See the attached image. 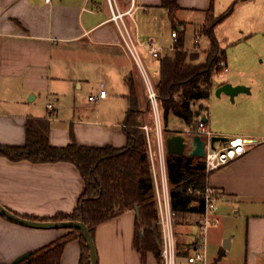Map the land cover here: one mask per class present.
<instances>
[{"label":"crops","instance_id":"crops-1","mask_svg":"<svg viewBox=\"0 0 264 264\" xmlns=\"http://www.w3.org/2000/svg\"><path fill=\"white\" fill-rule=\"evenodd\" d=\"M256 1L237 0L239 4L253 3L257 8L255 13L253 7L246 14L256 22L249 30L256 25L264 31V0L259 4ZM160 2L114 0L113 8L115 12L130 9L131 15L124 16L130 31H138L142 37L153 36L164 53L172 42L173 28L183 31L185 27L178 14L173 22ZM177 2L178 12L183 9L202 11L205 18L202 26L207 12L215 14L214 0ZM234 12L233 7L232 12L214 26L218 41L216 27ZM111 16L108 0H0V144L24 145L28 119L46 118L52 145L72 142L94 146L126 145L124 118L130 105L127 78L138 67L120 45V33ZM164 35L170 40L168 45L161 43ZM228 38L227 34L222 35L223 40ZM145 56L147 65H152L157 72L158 60L146 53ZM224 61L228 66L226 57ZM137 71L140 73L139 69ZM227 72L221 77L226 78ZM262 72L263 76L255 78V82L238 78L216 84L218 87L230 82L249 87V91L238 92L234 100L223 92L214 96L212 85L204 102L209 105L206 104L207 108L198 117L206 116V126L216 134L254 140L243 154L207 176V183L220 191L214 213L217 222L208 233L210 264L225 261L223 241L226 236L231 238L229 247L234 243L245 247L246 264H264V118L261 116L264 115V70ZM86 84L95 92L89 95L102 92V98L92 109L80 105L75 96ZM50 96L55 103L45 102ZM71 99L72 105L68 103ZM48 103L52 104L51 108ZM106 103L111 106L108 110L104 109ZM139 103L141 110H145L140 98ZM171 117L167 125L162 124L161 119V126L168 131L163 134L164 142L171 132L183 133L190 142L189 137L195 132L185 123L170 126ZM151 137L154 163L158 168L154 132ZM83 190L84 180L69 161L33 162L0 155V204L18 214L48 217L57 212H71ZM136 216L134 208L126 209L97 225L93 238L97 264H142L134 245ZM198 217L199 213L185 212L177 223L178 231L175 228L177 248L186 250L187 254L192 250L197 233L185 239L186 235L183 237L179 229L183 224L197 225ZM239 220L244 221L243 228L237 226ZM71 231V228L26 226L0 214V264H27L23 260L17 263L12 260L23 252L45 247ZM80 248L77 237L69 238L63 246L60 264H79ZM213 250H217L216 254ZM146 264H161V261L148 251Z\"/></svg>","mask_w":264,"mask_h":264},{"label":"trees","instance_id":"trees-1","mask_svg":"<svg viewBox=\"0 0 264 264\" xmlns=\"http://www.w3.org/2000/svg\"><path fill=\"white\" fill-rule=\"evenodd\" d=\"M160 6L168 10L174 22L180 8L177 0H161ZM232 10L230 6L202 26L210 39L204 60L196 61L198 54L185 48L181 34L183 31L178 32L175 49L164 52L158 59V80L155 85L164 125H167L172 115L190 126L191 131L194 132L195 127L197 129L198 117L207 108L204 102L210 95L212 75L221 69L220 62L226 57L214 33V26ZM127 79L130 105L124 118L127 132L125 146L81 145L76 142L55 146L49 143V120L29 118L25 144H0V155L11 160L28 159L33 162L69 161L76 166L84 180V190L71 212H57L48 217L20 214L24 217L36 220H80L86 224L93 239L97 225L126 209L138 206L134 245L140 253L142 264H146L148 251L161 261L162 234L158 224L159 213L147 134L142 127L143 122L138 119L142 110L134 74H130ZM196 101H200L197 109L194 108ZM165 160L172 208L177 214L202 212L203 190L207 180L203 158L185 153H166ZM71 230L53 243L32 251L23 261L27 264H60L65 242L77 237L81 247L79 264H91L90 251L81 231L78 228ZM178 252L182 256L187 254L186 250L179 249ZM222 254L223 250L219 257Z\"/></svg>","mask_w":264,"mask_h":264},{"label":"built area","instance_id":"built-area-1","mask_svg":"<svg viewBox=\"0 0 264 264\" xmlns=\"http://www.w3.org/2000/svg\"><path fill=\"white\" fill-rule=\"evenodd\" d=\"M50 1V0H46ZM112 10L111 19L116 22L120 33V45L124 52L138 67L142 78L144 79L149 103L151 105L154 117L156 120V138L158 148V168L154 163V152L151 146V138L147 125L142 127L145 129L148 140L149 154L152 164L154 184H155V198L159 213L158 224L162 234V248H161V264H210L209 252H208V233L212 225L217 222L215 216V210L219 199L220 191L217 188L212 187L207 183L203 190V210L199 213L197 220L198 232L195 239L191 244V252L187 255L180 257L177 248L176 230H175V218L176 211L172 208L170 199L169 181L166 168V148L162 133L161 126V111L160 101L156 88L149 76V73L145 67L141 49L152 59H159L163 54L162 46L156 41L153 36L142 37L138 31L132 33L124 20L125 14L130 13V9L124 12L114 10V0H108ZM178 30L173 28L171 31L172 42L166 48L168 51L175 49V42L178 38ZM199 37V33L196 34ZM224 63L220 62V65ZM223 74L228 71V66L223 67ZM222 74V75H223ZM220 75V76H222ZM102 98V92L89 95L88 99L97 102ZM49 108L52 107L51 103H48ZM196 134H200L204 140L205 154L203 155V162L205 166V172L207 176L213 170H216L220 166L234 159L235 157L243 154L248 147L254 143L253 139L241 138L240 144H234V138H230L227 142H215L214 146L211 144V137L216 134L209 129L205 121L199 119Z\"/></svg>","mask_w":264,"mask_h":264},{"label":"rangeland","instance_id":"rangeland-1","mask_svg":"<svg viewBox=\"0 0 264 264\" xmlns=\"http://www.w3.org/2000/svg\"><path fill=\"white\" fill-rule=\"evenodd\" d=\"M259 2L263 3V0H257L256 4H259ZM247 3L248 2H243L239 4L237 0H214L215 14H213L212 12H207L205 23H209L212 19H214L215 16L223 13L230 6L234 7L235 10L233 14H231L226 20H224L221 24H219L216 27V33L220 40L219 41L220 47L225 51L229 71L226 73L227 75L226 78H222L220 76L224 72L223 67L227 65L226 62L223 61L224 63L220 65L221 69L216 70L213 73L211 78V87L213 85L214 96H218L215 93V90L217 88L216 84L221 81L224 80L226 81L227 79L235 80L239 78L242 79V81L249 82L250 80L254 81L255 78H260L263 76L262 70H264V31L258 28L256 25L252 26L255 27V29L252 28L253 30H249V26H251L254 23L256 24V22H253L252 19L246 16L248 10H251L254 7L253 3H250L248 5ZM256 9L257 8L255 6L254 13L256 12ZM176 14L179 15L181 19L180 21L184 23L185 29L181 34L184 37L185 48H187V50H189L190 52H194L198 54V59L196 61L204 60L206 57V50L209 48L210 45L209 36L202 30V25H201V23H203L205 19L204 13H202V11L183 9V11H179V12L177 11ZM170 28L171 26L169 24L167 26L168 34L170 33ZM251 31L254 32H252V34H249V32ZM197 33L200 34L199 37H196ZM223 34H227L229 38L227 40H223L222 39ZM161 43L163 45L166 44L168 45L170 43V40L167 38V36L164 35V39H162ZM140 52L142 54L145 67L149 72L150 78L156 88L155 84L158 80V73L154 71L152 65L151 66L149 65L150 67L147 65L144 50L141 49ZM137 70L138 69H136L134 73L135 82L137 88L140 87L141 89L137 91V96H139L138 99L140 98L141 104L145 106V110L141 112L138 119L143 122V125L148 126L150 137L153 135L154 132L156 138V120L151 105L149 103L148 93L144 79ZM91 88H92L91 85L86 84L83 90L76 91L75 96L77 97L76 98L77 102L80 105L84 106L85 108L92 109V107L93 108L96 107V102L88 99L89 93H95ZM72 99L74 98L72 97ZM72 99L69 100L68 102L69 104L71 103V105L73 102ZM48 101H50L52 104L55 103L54 99L51 96L48 99H46L45 102ZM100 102H102V100H100ZM196 102L194 103L195 109H197L198 105L200 104V101H198V103ZM206 104L209 105L208 102ZM110 107L111 106H109L108 103L104 104V109L108 110ZM160 111H161V107H160ZM261 116L264 118V115ZM161 119H162V114H161ZM182 123L184 122L181 121L176 116H172L169 119L170 126L172 125L181 126ZM196 125L197 123L195 124V126ZM167 132L168 131H164L162 127V133L165 135L167 134ZM194 132H196V127ZM169 189H170V184H169ZM180 217L181 214H176V219H175L176 230H177V223L181 221ZM237 226L239 228H243L245 226L244 221L242 220L237 221ZM179 230L182 232L181 235L183 237H185L186 235L185 239L187 238L190 239L193 238V235L198 232V227L194 223H191L190 225L183 224ZM229 237L230 236H226L225 238H229ZM208 252H209V247H208ZM216 252L217 250H213L214 254H216ZM225 252L227 257L225 261L221 264H246V250L245 247H243V245L239 247L237 246L236 243H234L233 246L226 248ZM14 260L15 258L12 260V262H14Z\"/></svg>","mask_w":264,"mask_h":264},{"label":"water","instance_id":"water-1","mask_svg":"<svg viewBox=\"0 0 264 264\" xmlns=\"http://www.w3.org/2000/svg\"><path fill=\"white\" fill-rule=\"evenodd\" d=\"M240 91H249V87L243 84H232L230 82H225L219 85L215 93L220 95L222 92L229 95L231 100H234V96ZM201 120L205 121L206 116H202ZM190 142H188V137L183 133L171 132L165 137V148L166 153L174 154H188L192 156L203 157L205 154L204 140L200 134L190 135ZM230 138L225 135L213 134L211 137V144L214 146L215 142H227ZM136 215L139 214L138 206L134 207ZM0 214L7 217L9 220L20 223L31 227L40 228H78L83 237L85 238L91 257V264H97V254L94 241L90 235L88 227L83 221L80 220H36L24 217L10 209L6 206L0 204ZM230 245V238H225L223 241V246L228 248ZM31 254V251H26L17 256L13 263L20 262L26 259Z\"/></svg>","mask_w":264,"mask_h":264},{"label":"bare ground","instance_id":"bare-ground-1","mask_svg":"<svg viewBox=\"0 0 264 264\" xmlns=\"http://www.w3.org/2000/svg\"><path fill=\"white\" fill-rule=\"evenodd\" d=\"M234 140V144H240L242 142V139L240 137H235Z\"/></svg>","mask_w":264,"mask_h":264}]
</instances>
